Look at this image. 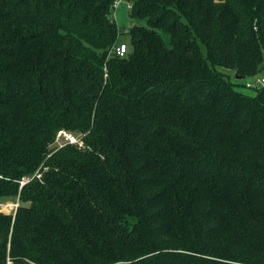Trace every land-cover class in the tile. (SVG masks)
Returning a JSON list of instances; mask_svg holds the SVG:
<instances>
[{
	"label": "trees",
	"instance_id": "obj_1",
	"mask_svg": "<svg viewBox=\"0 0 264 264\" xmlns=\"http://www.w3.org/2000/svg\"><path fill=\"white\" fill-rule=\"evenodd\" d=\"M126 1L0 0V264H264V0Z\"/></svg>",
	"mask_w": 264,
	"mask_h": 264
},
{
	"label": "rangeland",
	"instance_id": "obj_2",
	"mask_svg": "<svg viewBox=\"0 0 264 264\" xmlns=\"http://www.w3.org/2000/svg\"><path fill=\"white\" fill-rule=\"evenodd\" d=\"M128 4L129 2L125 0L124 2L121 3V5L118 6V8L115 10V18H116L115 20L118 25L119 31L121 33V36L119 38V43H125L129 46L130 36L127 33L134 26L143 25L145 23L141 21H136L131 17V12L130 9L128 8ZM164 38L166 39V41H169V37L164 36ZM226 71L227 73L232 75V78H234L235 81H237L240 84V86L238 87L239 91L252 96L255 95L256 93L255 88L261 85V79L264 78V71H263L260 75L256 77L246 78L238 81L233 71L231 70L230 71L226 70ZM72 135H74L76 138H79V136H77L76 134H72ZM61 143H63V138H61ZM0 204H1V208L4 211L9 210L8 211L9 214L15 213L14 205L16 204V202L14 200L2 199L0 200Z\"/></svg>",
	"mask_w": 264,
	"mask_h": 264
},
{
	"label": "built area",
	"instance_id": "obj_3",
	"mask_svg": "<svg viewBox=\"0 0 264 264\" xmlns=\"http://www.w3.org/2000/svg\"><path fill=\"white\" fill-rule=\"evenodd\" d=\"M125 0H114V3L112 5V9L113 11L115 12V10L118 8L119 5H121L122 2H124ZM128 8L131 9V5L128 4ZM128 51H129V47L127 44L125 43H120L119 45H117L114 49H113V53L118 56V57H125L127 54H128ZM261 84L263 85L264 84V78L261 79ZM66 141H65V139ZM61 138H63V143H61ZM56 144L59 146V147H62V146H65L67 144H71V145H78V146H83V142L81 140V138H76L74 135H72L71 133L69 132H65V131H61L58 136H57V141H56ZM26 181L22 182V185L25 184ZM17 208H18V204L16 203L14 205V211L16 213L17 211ZM9 211V210H8ZM8 211H4L2 208H1V204H0V212H3V213H8ZM14 213V214H15Z\"/></svg>",
	"mask_w": 264,
	"mask_h": 264
},
{
	"label": "crops",
	"instance_id": "obj_4",
	"mask_svg": "<svg viewBox=\"0 0 264 264\" xmlns=\"http://www.w3.org/2000/svg\"><path fill=\"white\" fill-rule=\"evenodd\" d=\"M114 16H115V12H114ZM116 19V18H115Z\"/></svg>",
	"mask_w": 264,
	"mask_h": 264
}]
</instances>
